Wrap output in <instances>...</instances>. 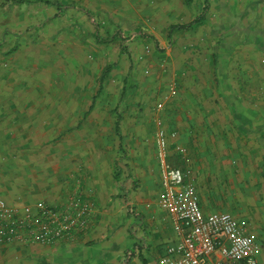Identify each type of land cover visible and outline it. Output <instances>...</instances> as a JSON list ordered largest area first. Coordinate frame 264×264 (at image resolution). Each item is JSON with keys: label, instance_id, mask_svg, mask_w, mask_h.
Returning <instances> with one entry per match:
<instances>
[{"label": "rangeland", "instance_id": "obj_1", "mask_svg": "<svg viewBox=\"0 0 264 264\" xmlns=\"http://www.w3.org/2000/svg\"><path fill=\"white\" fill-rule=\"evenodd\" d=\"M46 1L52 3L0 0V96L19 97L12 105L19 113L36 106L43 114L52 111L53 103L36 101L75 97L66 112H75V122L86 120L88 128L85 140L74 137L79 147L86 146L78 156L86 152L94 166H105L122 183L116 186L114 205L109 204L115 214L103 218L105 230L98 232L111 246V257L136 237L138 223L126 203L133 192L148 193L127 168L133 157L128 150L138 146L143 159L159 169L158 140L169 136L153 114L167 111L172 90L185 76L181 56L159 50L152 30L169 36L168 48H182L184 43L172 38L193 26L194 39L185 48L199 53V74L213 92L211 106L229 115L232 125L241 117L243 127L251 129L264 179V0H140L145 8L136 18L132 8H120L130 0H112L114 8L102 11L88 7L86 0ZM91 104L92 119L80 121ZM101 156L106 162H100ZM138 220L141 227L145 218ZM67 251H13L0 264H69ZM157 263L154 249L152 264Z\"/></svg>", "mask_w": 264, "mask_h": 264}, {"label": "crops", "instance_id": "obj_2", "mask_svg": "<svg viewBox=\"0 0 264 264\" xmlns=\"http://www.w3.org/2000/svg\"><path fill=\"white\" fill-rule=\"evenodd\" d=\"M86 3L96 11L110 10L115 6L112 0H86ZM140 3V0H130L120 8L122 11L125 7L132 8L136 18L145 8ZM192 28L189 24L182 29L180 36H173L172 39L184 43L180 46L182 48H168L169 36L152 30L154 45L159 50L181 56L179 66L185 75L175 86L174 94L167 102V111L154 113L153 117L155 121L156 118L159 122L163 120L161 127L169 136L168 164L183 170L202 212L230 213L253 237L261 264H264V179L257 162L261 151L252 139L251 129L243 127L241 117H237V123L232 125L229 115L217 113L211 106L213 92L199 74L202 71L197 59L199 53L185 48L194 39L189 32ZM128 69L130 71L131 67ZM31 99L36 100H27ZM17 100L19 97L0 96V199L16 205L36 206L41 203L57 207L65 204L74 193H79L94 203L96 211L85 236L52 246L6 245L0 247V259L19 250L24 253H57L67 248L69 264H122L123 261L126 264H152L154 249L159 258L164 247L161 245L177 240L170 217L152 207V197L156 200L162 188L159 169L143 159L138 146H133L128 150L133 157L127 168L148 193L133 192L131 201L126 203L131 208L135 225L138 223L136 237L129 240L124 250H130L131 257H123L124 251L111 257V246L98 232L105 230L101 225L103 218L115 214L109 212L113 207L109 204L114 205L116 186L122 183L113 180L105 166H94L86 152L78 156L77 153L85 151L86 146L79 147L77 141L74 142L75 135L78 140L86 139L88 128L84 119H92L93 104L80 115L84 124H78L75 112L67 113L65 109L75 97L52 96L36 101L53 103L52 111L46 114L36 106H28L26 112L19 113L12 106ZM116 131H119V125ZM100 162H106L103 156ZM140 216L145 218L141 227Z\"/></svg>", "mask_w": 264, "mask_h": 264}, {"label": "built area", "instance_id": "obj_3", "mask_svg": "<svg viewBox=\"0 0 264 264\" xmlns=\"http://www.w3.org/2000/svg\"><path fill=\"white\" fill-rule=\"evenodd\" d=\"M168 147L166 138L158 140L162 188L156 205L172 220L177 240L164 245L157 264H261L253 237L230 213L202 212L183 170L168 164ZM95 211L94 203L79 193L57 207L16 205L0 199V247L52 246L80 238L87 234ZM131 255L129 251L127 258Z\"/></svg>", "mask_w": 264, "mask_h": 264}, {"label": "trees", "instance_id": "obj_4", "mask_svg": "<svg viewBox=\"0 0 264 264\" xmlns=\"http://www.w3.org/2000/svg\"><path fill=\"white\" fill-rule=\"evenodd\" d=\"M38 2H43V3H46V4H51L52 2H49V1H46V0H36Z\"/></svg>", "mask_w": 264, "mask_h": 264}]
</instances>
